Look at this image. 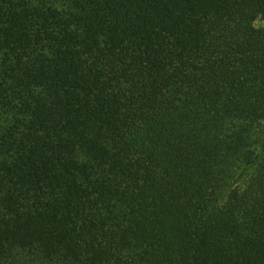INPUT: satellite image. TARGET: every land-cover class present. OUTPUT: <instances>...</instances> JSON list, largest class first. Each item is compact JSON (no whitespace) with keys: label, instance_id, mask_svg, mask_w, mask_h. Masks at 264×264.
<instances>
[{"label":"trees","instance_id":"trees-1","mask_svg":"<svg viewBox=\"0 0 264 264\" xmlns=\"http://www.w3.org/2000/svg\"><path fill=\"white\" fill-rule=\"evenodd\" d=\"M0 264H264V0H0Z\"/></svg>","mask_w":264,"mask_h":264},{"label":"rangeland","instance_id":"rangeland-1","mask_svg":"<svg viewBox=\"0 0 264 264\" xmlns=\"http://www.w3.org/2000/svg\"><path fill=\"white\" fill-rule=\"evenodd\" d=\"M257 26H260V24H257Z\"/></svg>","mask_w":264,"mask_h":264}]
</instances>
